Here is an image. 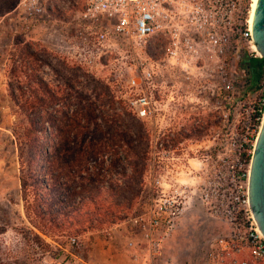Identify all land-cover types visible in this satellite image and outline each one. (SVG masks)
<instances>
[{"label":"built area","instance_id":"built-area-1","mask_svg":"<svg viewBox=\"0 0 264 264\" xmlns=\"http://www.w3.org/2000/svg\"><path fill=\"white\" fill-rule=\"evenodd\" d=\"M62 1L18 0L13 11L23 15L22 30L42 19L45 47L62 59L90 73L106 68L114 98L137 119L157 123L167 110L188 104L223 121L234 113L240 117L242 130L227 138L228 148L199 144L193 156L166 145L157 131L149 133L150 191L124 220L145 249L133 260L158 264L165 240L196 201L228 226L207 240L206 264H264V236L248 198L251 155L264 115V63L255 80L245 61L261 58L248 23L251 0H71L67 18L56 15ZM157 40L163 42L160 54L153 46ZM241 51L243 80L235 69ZM193 94L195 101L183 100ZM70 241L78 244L76 237Z\"/></svg>","mask_w":264,"mask_h":264},{"label":"rangeland","instance_id":"rangeland-1","mask_svg":"<svg viewBox=\"0 0 264 264\" xmlns=\"http://www.w3.org/2000/svg\"><path fill=\"white\" fill-rule=\"evenodd\" d=\"M17 1L0 0V264H103L100 251L103 244L100 241H103L111 228L122 221L110 227L78 234L57 230L42 233L33 228L24 211L19 179L21 162L29 161L32 167L38 166L40 160L44 162V154L34 157V154L38 155L35 149L37 144L34 143L30 147L19 146L15 141V131L20 134L24 129L28 113L26 112L25 115L24 108L30 98V91L39 87V84L34 82L36 80L45 85L55 99L53 101V98L41 92L44 97L42 118L46 121L40 140L43 141L44 148L49 146L51 140L48 115L65 107L66 100H59L68 92L63 81H72L75 89L82 91L90 100L95 98L93 96L95 91L92 90L94 82L106 85L107 94H112L113 97L114 87L109 86L105 81L106 68H98L90 73L64 61L46 48L42 19L36 20L28 29L22 30L23 15L13 11ZM71 5V0L57 2L55 6L59 12H56V15L67 18L68 8ZM153 46L157 48L155 52L160 54L163 42L157 40ZM27 52H33L34 56H29ZM239 54L241 58L235 69L238 78L243 80L244 66L241 60L245 54L242 51ZM247 82L250 84V81ZM252 86H255L253 82ZM253 92L255 97H258L257 88H253ZM70 93L72 96L67 102L71 103L69 108L71 112L75 109L76 98L72 91ZM187 99L195 101L194 94L183 100ZM103 108L105 111H111L107 104H104ZM239 120L237 113H234L228 121H223L216 113L199 104H188L175 111L167 110L159 116L157 123L152 120L139 121L148 133V138L149 133L157 131L161 141L166 145L176 146L180 152H188V156H193L192 151L199 144L208 145L209 148L213 144L220 145L222 150L228 148L231 140L227 138L242 130ZM171 127L174 128L172 134ZM215 134L219 135L212 140ZM105 158L109 160L107 154ZM193 161L190 160L192 164ZM148 165L149 160L145 162L141 192L128 211V215L136 213L149 194L150 188L145 177ZM25 173L24 171L23 174ZM188 177L190 176L182 174L180 178ZM27 196L30 200L33 199L32 194ZM123 226L124 231H132L137 235L128 224ZM227 231L226 223L210 217L204 208L194 201L180 217L175 231L171 234L170 244L167 245L165 254L158 264H206L207 240L215 234H224ZM71 237H76L78 244H72ZM131 260L137 262L133 260V255Z\"/></svg>","mask_w":264,"mask_h":264},{"label":"trees","instance_id":"trees-1","mask_svg":"<svg viewBox=\"0 0 264 264\" xmlns=\"http://www.w3.org/2000/svg\"><path fill=\"white\" fill-rule=\"evenodd\" d=\"M27 54L34 56L33 52ZM245 61L258 79L264 58ZM34 82L39 87L30 91L26 101V124L20 134L15 131L19 146L34 143L38 153L34 157L44 154V162L40 160L38 166L21 162V194L31 226L42 233L57 230L78 234L110 227L134 214L128 215V211L141 192L145 162L149 160V138L143 124L107 94L106 85L94 82L95 98L90 100L75 89L72 81H63L68 92L59 100H66L65 107L48 115L51 140L44 148L40 140L46 121L42 118L41 92L55 99L39 80ZM70 91L76 98L71 112V103L67 102ZM104 104L110 112L104 110ZM28 194H32V200Z\"/></svg>","mask_w":264,"mask_h":264},{"label":"water","instance_id":"water-1","mask_svg":"<svg viewBox=\"0 0 264 264\" xmlns=\"http://www.w3.org/2000/svg\"><path fill=\"white\" fill-rule=\"evenodd\" d=\"M251 32L258 54L264 58V0L256 1ZM248 198L252 215L264 236V115L251 155Z\"/></svg>","mask_w":264,"mask_h":264},{"label":"crops","instance_id":"crops-1","mask_svg":"<svg viewBox=\"0 0 264 264\" xmlns=\"http://www.w3.org/2000/svg\"><path fill=\"white\" fill-rule=\"evenodd\" d=\"M123 225H125L124 221L116 224L113 228L110 229L108 234L104 237L103 241H100L103 244L100 248L103 256V264H142L141 261L133 262L131 260V257L136 252L145 251L144 245L138 244L139 237H137L134 232L127 230L124 231ZM170 241L171 235L164 242L163 255L165 254V249L166 247H168L167 245L170 244Z\"/></svg>","mask_w":264,"mask_h":264},{"label":"bare ground","instance_id":"bare-ground-1","mask_svg":"<svg viewBox=\"0 0 264 264\" xmlns=\"http://www.w3.org/2000/svg\"><path fill=\"white\" fill-rule=\"evenodd\" d=\"M257 0H251V7H250V12H249V17H248V23L251 25L252 23V17H253V11L255 8V4H256Z\"/></svg>","mask_w":264,"mask_h":264},{"label":"flooded vegetation","instance_id":"flooded-vegetation-1","mask_svg":"<svg viewBox=\"0 0 264 264\" xmlns=\"http://www.w3.org/2000/svg\"><path fill=\"white\" fill-rule=\"evenodd\" d=\"M250 66V65H249Z\"/></svg>","mask_w":264,"mask_h":264}]
</instances>
